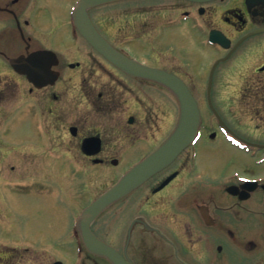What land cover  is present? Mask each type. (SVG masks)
Wrapping results in <instances>:
<instances>
[{"label": "flooded vegetation", "instance_id": "1", "mask_svg": "<svg viewBox=\"0 0 264 264\" xmlns=\"http://www.w3.org/2000/svg\"><path fill=\"white\" fill-rule=\"evenodd\" d=\"M77 1L0 0V145L10 117L32 124L34 135L15 142L27 146L18 159L42 182L23 175L19 186H56L64 204L86 206L107 189L99 175L128 170L163 144L179 105L79 35L70 16ZM89 15L134 67L206 93L201 138L91 225L110 259L90 253L69 221L44 224L34 214L15 217L14 226L30 230L0 247V264H264V0H119ZM31 56L32 76L54 71V83L38 87L11 64ZM212 68L214 111L208 82L193 83L209 80ZM57 163L64 166L54 172ZM45 227L51 235L34 239Z\"/></svg>", "mask_w": 264, "mask_h": 264}, {"label": "water", "instance_id": "2", "mask_svg": "<svg viewBox=\"0 0 264 264\" xmlns=\"http://www.w3.org/2000/svg\"><path fill=\"white\" fill-rule=\"evenodd\" d=\"M109 0H81L75 7L73 18L76 26L78 25L81 35L93 45L101 54L107 58L115 56V51L97 33L88 15V9ZM151 79L164 84L178 98L180 103V119L175 132L166 143L153 155L146 158L135 166L115 187L103 194L97 201L89 205L82 214L79 229L91 247L97 246L96 239L92 236L88 226L101 214L108 206L122 198L132 189L140 185L146 178L161 169L168 161L174 158L181 148L191 143L197 134L200 124V112L193 96L190 94L186 85L180 79L169 77L166 74L156 76L151 73Z\"/></svg>", "mask_w": 264, "mask_h": 264}, {"label": "rangeland", "instance_id": "3", "mask_svg": "<svg viewBox=\"0 0 264 264\" xmlns=\"http://www.w3.org/2000/svg\"><path fill=\"white\" fill-rule=\"evenodd\" d=\"M181 42L183 43V40H181ZM196 59H198V56H196L194 60ZM215 84L216 87L217 81ZM197 96L199 98L202 97L199 94H197ZM202 99H204V96ZM18 122L20 123L16 127L10 126L7 132L5 130L6 128H4L3 140H5L4 142H6V152H3V149L0 148V151L3 152L0 155L1 157L3 156L2 159L0 158V245L5 242L6 244L12 246V240H17V236L19 235V233L14 232H19L18 230L25 229L20 223L18 225V228H14V226L12 225L13 219H15V217L18 215L36 214L39 216L38 219L44 220V224L49 223L48 221L50 220V217L59 218V220L61 221L71 222V216L73 218V215L75 216L78 213V210L84 207V204L79 206L64 204V201L66 199L65 192L63 190L57 189L56 186L49 187L50 190L44 188L43 186L42 190H38L37 188H29L24 185L19 186L20 181H17L16 179H18V177L20 178V176L23 175H26V178L30 175L32 179L37 178L41 182L42 180L38 178L39 175L37 171H31V164L29 163V161L23 163L18 159L19 154L15 149L16 142L12 139V128L15 129V132L19 130L17 132L18 135L34 134L33 128L28 123L23 125L20 120ZM25 148H27V146L23 147L24 150ZM12 166L15 167V169L13 170L15 175L10 173L9 168ZM63 166V164L57 163L51 168L52 170L54 169V172H57L61 171V167ZM4 168L5 170L7 169V171H4ZM18 172L19 175L17 176ZM78 175L79 174H77V176ZM113 176L114 175L112 174L99 175V183L97 185L100 191L105 188L107 184H111V182L113 181ZM63 186L66 185L64 184ZM64 226L65 224L61 223L58 227H56L55 231ZM51 232V228L45 227V229L38 235L33 232L31 235L35 237L34 239L40 241L47 235H51Z\"/></svg>", "mask_w": 264, "mask_h": 264}]
</instances>
